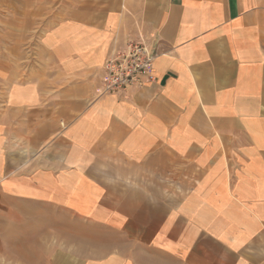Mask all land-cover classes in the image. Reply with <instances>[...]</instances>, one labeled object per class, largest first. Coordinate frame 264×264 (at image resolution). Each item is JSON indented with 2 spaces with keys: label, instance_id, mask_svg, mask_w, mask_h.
I'll return each mask as SVG.
<instances>
[{
  "label": "crops",
  "instance_id": "obj_1",
  "mask_svg": "<svg viewBox=\"0 0 264 264\" xmlns=\"http://www.w3.org/2000/svg\"><path fill=\"white\" fill-rule=\"evenodd\" d=\"M23 1L60 6L0 64V264H264V0ZM130 41L156 81L99 95Z\"/></svg>",
  "mask_w": 264,
  "mask_h": 264
},
{
  "label": "built area",
  "instance_id": "obj_2",
  "mask_svg": "<svg viewBox=\"0 0 264 264\" xmlns=\"http://www.w3.org/2000/svg\"><path fill=\"white\" fill-rule=\"evenodd\" d=\"M156 58V51L145 41H130L124 50L114 51L104 64L99 95L122 93L155 82Z\"/></svg>",
  "mask_w": 264,
  "mask_h": 264
},
{
  "label": "rangeland",
  "instance_id": "obj_3",
  "mask_svg": "<svg viewBox=\"0 0 264 264\" xmlns=\"http://www.w3.org/2000/svg\"><path fill=\"white\" fill-rule=\"evenodd\" d=\"M40 5L43 7V10H47L48 16L49 13L52 11V14L54 11L60 6V4L51 3H35V2H25L23 0H0V64L3 66L6 71L7 70H14L15 73L19 75V77L16 79L19 80V83H23L24 80V73L26 72L24 67L26 64H29V61L31 59H35L34 57L37 56L36 51H24L22 48L20 50H13L9 49L10 46L16 45L19 46L22 44H25L24 34V27L21 26L23 24L24 20L20 17H16L14 12H24V11H33L35 10L36 6L40 7ZM82 7H86V4L81 5ZM14 14V16H13ZM15 17V18H14ZM48 19V20H47ZM42 18L36 19L33 18V21L35 22H51L54 21L55 18ZM17 31H20V33H16ZM16 37V40H14ZM16 43V44H15ZM23 47V46H22ZM24 53L28 55L27 58H24ZM33 54V58L29 59V55ZM14 85V84H13ZM17 85V84H16ZM9 87V86H8ZM0 95L3 94V92L7 91V86L0 84ZM4 102H0L1 107L3 104L5 106L7 105V101L3 100ZM13 159V158H12ZM21 159V158H14Z\"/></svg>",
  "mask_w": 264,
  "mask_h": 264
}]
</instances>
